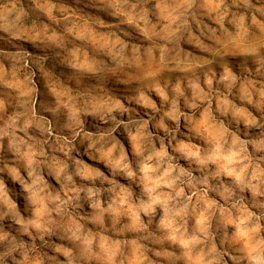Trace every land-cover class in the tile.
I'll return each mask as SVG.
<instances>
[{
  "label": "clouds",
  "instance_id": "9594fccd",
  "mask_svg": "<svg viewBox=\"0 0 264 264\" xmlns=\"http://www.w3.org/2000/svg\"><path fill=\"white\" fill-rule=\"evenodd\" d=\"M0 264H264V0H0Z\"/></svg>",
  "mask_w": 264,
  "mask_h": 264
}]
</instances>
